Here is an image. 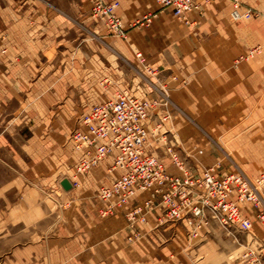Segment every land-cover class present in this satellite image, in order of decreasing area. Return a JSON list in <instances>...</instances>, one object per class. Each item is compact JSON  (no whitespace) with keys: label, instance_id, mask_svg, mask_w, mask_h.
<instances>
[{"label":"crops","instance_id":"1","mask_svg":"<svg viewBox=\"0 0 264 264\" xmlns=\"http://www.w3.org/2000/svg\"><path fill=\"white\" fill-rule=\"evenodd\" d=\"M0 1V204L8 205L10 223L27 228L53 219L40 189H54L60 202H68L48 225L50 232L13 245L15 260L242 264V246L213 219L193 235L186 217L161 219L164 207L157 206L129 227L125 211L149 197V189L136 191L125 205L102 216L98 189L122 169L111 170L113 157L108 155L78 175L79 186H71L68 174L78 154L69 135L92 105L126 88L122 60H136L135 53L141 52L169 86L167 107L178 112L171 121L175 129L165 131V139L159 129L149 128L147 152L175 174L179 170L167 155L168 145L193 173L209 166L217 174L263 173L264 20H233L231 0H212L202 15L190 14L192 25L168 9L158 11L148 26L131 25L159 5L155 0H117L128 36L112 40L102 22L89 16L87 0ZM241 2L264 8V0ZM254 46L258 51L253 56L235 63ZM66 179L69 187L62 184ZM240 206L252 227L237 235L264 256V223L256 220L252 204Z\"/></svg>","mask_w":264,"mask_h":264},{"label":"built area","instance_id":"2","mask_svg":"<svg viewBox=\"0 0 264 264\" xmlns=\"http://www.w3.org/2000/svg\"><path fill=\"white\" fill-rule=\"evenodd\" d=\"M88 1L92 17L102 19L110 34L126 37L124 23L116 12L117 1ZM155 1L159 5L158 10L142 14L131 25L148 26L158 11L167 9L183 23L192 25L195 20L190 18V14L202 15L212 0ZM230 16L233 20L252 16L264 20V9L244 6L241 0H231ZM257 51L258 46L252 47L239 55L235 63L248 60ZM136 57L147 71H153L141 52H136ZM162 104L167 106V102H162L158 97H140L123 87L84 112L79 126L69 135L72 149L78 154L73 173L69 177L71 186H79V174L87 172L103 158L112 155L110 169L120 168L122 171L109 185H102L98 189L97 197L104 203L99 209L102 216L125 205L136 191L149 189V197L133 203L125 211L129 227H133L138 220L144 221L147 214L157 206L165 208L161 219L176 220L186 217L193 235L213 219L242 246V264H264V256L260 250L243 242L237 235L239 230L249 231L252 227L251 219L243 214L241 203L252 204L256 220L264 223V172L254 177L243 173L217 174L214 167L209 166L201 173H193L178 152L168 146V157L179 170L177 174L170 173L158 156L146 151L151 112ZM169 116L165 109L161 120ZM155 125L160 128L162 123ZM67 204L68 202L64 203L65 206Z\"/></svg>","mask_w":264,"mask_h":264},{"label":"rangeland","instance_id":"3","mask_svg":"<svg viewBox=\"0 0 264 264\" xmlns=\"http://www.w3.org/2000/svg\"><path fill=\"white\" fill-rule=\"evenodd\" d=\"M107 1H117V0H107ZM88 3H89V1H88ZM117 3H118V1H117ZM1 4H2V2L0 1V5ZM117 6H118V4H117ZM116 12H117V8H116ZM89 16L92 18V20L95 21V23L100 24V21H101L102 24L106 27V25H105L104 21H102V19L92 17L91 12H90V3H89ZM252 17H255V16H252ZM105 27H104V29H106L105 35H106L107 39L108 38H110L112 40L113 39H120V38L127 39L128 35H127V29H126L125 25H124V27L126 30V37L114 36V35L110 34L107 30V27L106 28ZM135 55H136V53H135ZM122 64L125 67V69L127 70V86H126V88H128V90L132 94H135L137 96H143L144 95L143 97H145V96L147 97L149 95H152L151 97H158L162 102L166 101L167 102L166 105L169 104V93H168L169 92V86L166 83L162 82L161 79H159V74L157 73L156 70L153 69V71H147L144 68L143 64L140 62L138 57H136V60H128L127 59L126 62L124 60H122ZM165 109L169 112L170 116L167 119L162 121L161 119H162L163 113L165 112ZM177 113H178L177 110H175L174 108L169 109L167 106H164L163 104H162V106L160 105L159 107H157L156 109H154L151 112L150 124L152 126L150 125L149 128L151 127L152 131L157 132V133H158L157 130L159 129V133H161V137L163 139L164 135L167 133L165 131L175 129L172 127L171 121L174 118L175 114H177ZM154 115H157V116L154 118ZM152 118H153L154 122L151 123ZM158 122L162 123L160 128H157L155 125ZM164 139H165V137H164ZM69 140H70V138H69ZM168 146H170V145H168ZM167 147H166V150H167ZM72 173H73V169L68 174V176L70 177V175H72ZM1 178H2V175H1ZM39 193H40L39 194L40 197L43 200H45L48 208L51 211V216L53 217V219L50 221V223H52L54 221V219L56 218V213L58 211H60L61 208H64V203L59 201L60 198L58 195H56V192L54 191V189L42 188L39 190ZM9 197L11 199L14 198L13 195H10ZM7 208H8V205H6L4 202H2L0 204V210H1L0 211L1 212V214H0V229H1L0 264H22V263H19L15 260V255L12 253L13 245L17 244L18 246H21L26 241H29L31 239L32 235H34V234L40 235V234H43L44 231L50 232L51 229L50 228L47 229V227L50 223L46 224L45 221L43 223L39 222L35 225L32 224L27 228L23 227L22 223H20V224L19 223L18 224L10 223L7 220L8 216H6ZM2 210L4 212H2ZM164 210H165V208H164Z\"/></svg>","mask_w":264,"mask_h":264},{"label":"water","instance_id":"4","mask_svg":"<svg viewBox=\"0 0 264 264\" xmlns=\"http://www.w3.org/2000/svg\"><path fill=\"white\" fill-rule=\"evenodd\" d=\"M62 184L65 186V187H69L70 185V183H69V181L66 179V180H64V181H62Z\"/></svg>","mask_w":264,"mask_h":264},{"label":"bare ground","instance_id":"5","mask_svg":"<svg viewBox=\"0 0 264 264\" xmlns=\"http://www.w3.org/2000/svg\"><path fill=\"white\" fill-rule=\"evenodd\" d=\"M264 9V8H263ZM231 17V16H230Z\"/></svg>","mask_w":264,"mask_h":264}]
</instances>
